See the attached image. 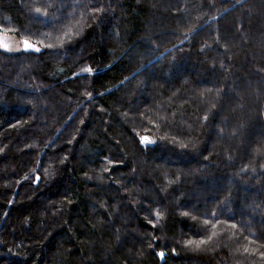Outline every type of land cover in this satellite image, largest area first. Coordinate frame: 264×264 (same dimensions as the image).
Returning a JSON list of instances; mask_svg holds the SVG:
<instances>
[{
	"label": "trees",
	"instance_id": "trees-1",
	"mask_svg": "<svg viewBox=\"0 0 264 264\" xmlns=\"http://www.w3.org/2000/svg\"><path fill=\"white\" fill-rule=\"evenodd\" d=\"M0 32L40 50L0 48V264H264V0H0Z\"/></svg>",
	"mask_w": 264,
	"mask_h": 264
},
{
	"label": "rangeland",
	"instance_id": "rangeland-1",
	"mask_svg": "<svg viewBox=\"0 0 264 264\" xmlns=\"http://www.w3.org/2000/svg\"><path fill=\"white\" fill-rule=\"evenodd\" d=\"M29 45L30 47L27 50L37 51L38 47L32 43H29ZM0 48L7 52H18L25 50V45L23 40L0 32Z\"/></svg>",
	"mask_w": 264,
	"mask_h": 264
},
{
	"label": "snow or ice",
	"instance_id": "snow-or-ice-1",
	"mask_svg": "<svg viewBox=\"0 0 264 264\" xmlns=\"http://www.w3.org/2000/svg\"><path fill=\"white\" fill-rule=\"evenodd\" d=\"M24 45H25V50H27L30 47L29 42L27 40L24 41ZM37 51H40V50L37 49ZM89 71H91V70H89ZM141 143L142 144H144V143L151 144V143H153V141L149 140V138L145 136V137H141ZM160 255H163V253H160ZM262 255H264V253H262Z\"/></svg>",
	"mask_w": 264,
	"mask_h": 264
}]
</instances>
